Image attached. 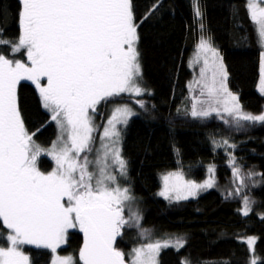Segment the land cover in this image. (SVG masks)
I'll use <instances>...</instances> for the list:
<instances>
[{
  "label": "snow or ice",
  "instance_id": "snow-or-ice-1",
  "mask_svg": "<svg viewBox=\"0 0 264 264\" xmlns=\"http://www.w3.org/2000/svg\"><path fill=\"white\" fill-rule=\"evenodd\" d=\"M261 4L264 0H249L248 10L264 45ZM196 15L200 16L198 8ZM19 26L20 35L15 41L0 36V45L8 46L13 54L23 53L27 60L0 53V221L7 230V246L0 245V264H30L23 246H42L55 252L68 231L76 228L84 236L79 252L83 264H126V253L114 245L122 228L131 221L139 226L141 217L138 212H131L128 219L124 216L126 204L135 197L118 179L127 175V162L118 146V126H126L136 113L128 105L114 108L95 159L90 160L87 153L92 151L96 129L91 113L96 106L122 93L139 96L145 91L137 82L138 37L131 0H22ZM201 54L204 67L195 81L200 95L192 98L191 117L206 119L215 114L223 123L237 127L246 122L264 123V114L243 111L238 97L227 87L222 57L203 36L196 62ZM24 80L35 84L42 107L61 129L50 149L37 145L34 134L25 128L18 96V85ZM259 90L264 93V52ZM135 102L144 108L143 100ZM213 145L236 148L227 139L213 140ZM44 152L56 164L47 173L37 166ZM227 156L234 180L243 186L245 176L237 157L233 152H227ZM214 173L215 165L210 164L208 178L198 184L185 180L182 172H170L163 176L164 189L159 195L168 198L175 193L176 200L196 196L198 191L215 186ZM236 191L239 193L240 188ZM251 203L247 196L243 198V215L249 214ZM140 236L148 242L127 254V264H158L162 248L179 250L186 243L182 237L153 241L146 229ZM255 240H246L253 252L250 264H261L254 256ZM54 264L74 261L72 257L57 258ZM182 264L191 262L185 260Z\"/></svg>",
  "mask_w": 264,
  "mask_h": 264
},
{
  "label": "trees",
  "instance_id": "trees-1",
  "mask_svg": "<svg viewBox=\"0 0 264 264\" xmlns=\"http://www.w3.org/2000/svg\"><path fill=\"white\" fill-rule=\"evenodd\" d=\"M248 3L249 0H198L196 7L194 0H131L139 35L142 82L152 93L148 91L138 99L144 101V108L128 94L99 103L103 116L100 131L108 110L115 104L130 102L137 109L122 134L128 171L125 185L135 197L133 203L141 217L139 226L129 223L117 237L116 248L126 255L148 242L140 236L146 229L153 241L166 237L186 241L179 250L163 248L159 264H182L185 260L191 264H250L253 252L246 243L248 237L256 238L254 256L264 264V123L246 122L237 127L223 123L215 114L206 119L189 114L195 96L189 87L193 78L191 56L204 35L220 51L227 69V87L238 97L243 111L264 114V93L259 90L264 48L250 19ZM197 8L200 16L196 15ZM21 9L22 0H0V36L5 40L15 41L20 35ZM0 53L27 62L26 55L13 54L6 45H0ZM18 96L27 130L34 134L39 146H50L57 128L42 107L35 84L21 81ZM224 139L236 148L214 147L213 140ZM94 147L91 145L88 156ZM227 152L237 157L245 176L243 186L233 178ZM210 164L215 165L214 187L187 199L159 195L163 173L182 169L190 181L199 184L208 178ZM38 167L47 173L53 169L54 161L42 154ZM249 172L256 175L248 177ZM245 196L252 202L246 216L241 212ZM6 235L0 221L2 246H7ZM82 243L83 233L71 230L68 243L58 251L73 255L77 264H83L79 258ZM24 250L30 254L32 264L53 262L54 252L49 248L25 245Z\"/></svg>",
  "mask_w": 264,
  "mask_h": 264
},
{
  "label": "rangeland",
  "instance_id": "rangeland-1",
  "mask_svg": "<svg viewBox=\"0 0 264 264\" xmlns=\"http://www.w3.org/2000/svg\"><path fill=\"white\" fill-rule=\"evenodd\" d=\"M194 2H195V5H196V7H197V6H198V0H194ZM261 7H264V4H261ZM133 16H134V15H133ZM134 22H135V20H134ZM137 37H138V40H137V43L135 44V47H136L137 52L139 53V56H138V62H139V66H140V75H139V77H138V79H137V82H138V84H139L140 87H142L143 89H145V91L143 92L142 95H139V96L134 95V94H130V93H122V94H128V95H131V96H133L135 99L138 100V99H140V98H142V97H145V95L148 94V93H147L148 91H149V93H152V91H151L150 89H148V88L143 84V82H142V66H141V60H140V47H139V35H138V32H137ZM203 37H204L205 39L209 40L205 35H204ZM199 42H200V40H199ZM199 42H198V44H199ZM209 43L211 44L210 41H209ZM198 44H197V46H198ZM197 46H196V49H195V51L193 52V54H192V56H191V66H192V69H193V78H192V81H191V85H192L193 93L195 94L196 97H199L200 89H199V86L195 84V81H197V80L200 79V70H201L202 67H204V64H203V54L200 55L199 62H196V61H197ZM211 46H212L213 48H215V49L217 50V52L219 53L220 57H222L220 51H219L216 47H214L212 44H211ZM263 48H264V45H263ZM263 52H264V50H263ZM209 59H211L210 56H209ZM222 63H223V65H224L225 71L227 72L226 66H225V64H224V62H223V58H222ZM208 75L210 76L211 73L209 72ZM140 76H141V77H140ZM227 79H228V75H227ZM227 82H228V81L226 80V83H227ZM227 85H228V83H227ZM196 88H197V89H196ZM195 89H196V90H195ZM100 103H101V102H100ZM120 105H128V106H129V107H130L135 113H137V109H136V108L133 106V104L130 103V102H121V103L115 104L114 106H112V107L108 110V114L106 115V119H105V121H103L104 126H105V124L107 123V120H108L109 116L111 115L113 109L116 108L117 106H120ZM99 109H100V104H98V105L96 106V110H95V112H94V113H91V115L93 116L94 126H95V129H96V130H95L94 133H93V138H94V139H93V142H92V144H91V145H94V144H95V147H94L93 153H92L90 156H88L90 160H94V159H95L96 154H97V151H96V150L101 148V135H102V133H103V131H104V126H103L102 130L100 131V130H99V124H100V122H102V120H103V116L100 115V114H101V111H100ZM49 114H50V112H49ZM50 117H51V114H50ZM132 117H133V116H132ZM130 118H131V117H130ZM130 118H129V119H130ZM24 123H25V122H24ZM54 123H55L56 128H57V134H56V137H55L54 141H57L58 137L61 135V129L58 127V125H57V123H56L55 121H54ZM124 126H125V125H120V126H118L119 129H120V132H121L120 142H119V145H118V146H119L120 149H121V154H122V156H123V151H122V134H123V127H124ZM25 128H26V130H27L26 125H25ZM27 131H28V130H27ZM28 132H29V131H28ZM29 133H30V132H29ZM30 134H31V133H30ZM64 136H65V139H66V138H67V133H65ZM96 137H97V138H96ZM33 140H34V138H33ZM34 141H35V143L38 145V142H37L36 140H34ZM54 141H53V142H54ZM53 142H52V144H53ZM52 144H51L50 146H48V147H41V146H40V147H41L42 149L47 150V149H50V148H51ZM42 154H46V152H44V153H42ZM42 154H41V155H42ZM82 154H83V153H82ZM82 154H81V155H82ZM48 156H49V155H48ZM39 157H40V156H39ZM39 157H38V158H39ZM50 157H51V156H50ZM51 158H52V157H51ZM123 158H124V156H123ZM52 159H53V158H52ZM124 159H125V158H124ZM53 161H54V160H53ZM37 166H38V161H37ZM54 167H56L55 161H54ZM54 167H53V168H54ZM39 169H40V168H39ZM40 170H41V169H40ZM41 171H42V170H41ZM170 172H182L183 175H184V179H185V180H189V178L187 177L185 171L182 170V169H180V170H174V171H170ZM170 172H166V173H163V174H162V182H163V176H164V175H167V174L170 173ZM45 173H46V172H45ZM127 177H128V171H127V175H126L125 177H118V179H119V183L121 184L122 187H128V186L125 185V182H126V180H127ZM163 189H164V182H163V186H162L160 192L163 191ZM163 197H164V196H163ZM174 197H175V193H170L168 199H170V198H174ZM131 212H137V209H136V206H135L134 203H133V200L130 201V202H128V203L126 204L125 211H124V216H125L126 219L129 218ZM130 223L133 224V223H135V221H131ZM76 229H79V228H76ZM76 229H70V230L68 231L67 235H66L65 241H64L59 247L56 248V250H55V252H54V258H53V262H52V264H54V261H56L57 258H64V257H72V259H73V261H74V264H77V263H76V259H75V257H74L73 255H69V256H68V255H62V254L59 253V251H58V249H59L61 246H64V245H66V244L68 243L69 232H70L71 230H76ZM172 238H173V237H172ZM163 239H165V238H162V239H160V240H163ZM34 246H35V245H34ZM41 247H42V246H41ZM162 249H163V248H162ZM162 249H161V250H162ZM161 250H160V252H161ZM22 251H24L25 255L29 256V258H30V254H29L27 251L24 250V246H23V248H22ZM160 252H159V254H160ZM159 254H158L157 260H158V258H159ZM30 264H32V263H31V258H30ZM158 264H159V262H158Z\"/></svg>",
  "mask_w": 264,
  "mask_h": 264
},
{
  "label": "water",
  "instance_id": "water-1",
  "mask_svg": "<svg viewBox=\"0 0 264 264\" xmlns=\"http://www.w3.org/2000/svg\"><path fill=\"white\" fill-rule=\"evenodd\" d=\"M83 242H84V236H83ZM82 246H83V243H82ZM115 247H116V245H114ZM125 261H126V264H127V259H125Z\"/></svg>",
  "mask_w": 264,
  "mask_h": 264
},
{
  "label": "flooded vegetation",
  "instance_id": "flooded-vegetation-1",
  "mask_svg": "<svg viewBox=\"0 0 264 264\" xmlns=\"http://www.w3.org/2000/svg\"><path fill=\"white\" fill-rule=\"evenodd\" d=\"M125 258L127 259V261H129V259H130V257L129 256L127 257V255H125Z\"/></svg>",
  "mask_w": 264,
  "mask_h": 264
},
{
  "label": "bare ground",
  "instance_id": "bare-ground-1",
  "mask_svg": "<svg viewBox=\"0 0 264 264\" xmlns=\"http://www.w3.org/2000/svg\"><path fill=\"white\" fill-rule=\"evenodd\" d=\"M55 139V138H54ZM166 238H172V237H166ZM115 245H116V243H115ZM126 259V258H125Z\"/></svg>",
  "mask_w": 264,
  "mask_h": 264
}]
</instances>
